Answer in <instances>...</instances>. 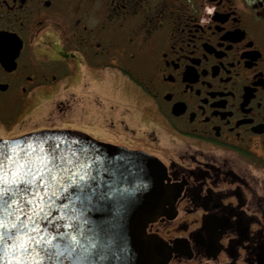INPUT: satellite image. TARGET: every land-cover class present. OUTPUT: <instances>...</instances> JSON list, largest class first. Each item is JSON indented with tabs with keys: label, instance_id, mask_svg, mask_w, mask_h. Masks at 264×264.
<instances>
[{
	"label": "flooded vegetation",
	"instance_id": "flooded-vegetation-1",
	"mask_svg": "<svg viewBox=\"0 0 264 264\" xmlns=\"http://www.w3.org/2000/svg\"><path fill=\"white\" fill-rule=\"evenodd\" d=\"M53 130L162 162L168 264H264V0H0V138Z\"/></svg>",
	"mask_w": 264,
	"mask_h": 264
},
{
	"label": "water",
	"instance_id": "water-1",
	"mask_svg": "<svg viewBox=\"0 0 264 264\" xmlns=\"http://www.w3.org/2000/svg\"><path fill=\"white\" fill-rule=\"evenodd\" d=\"M165 179L156 157L79 131L0 138V264H168L176 249L147 233L173 211Z\"/></svg>",
	"mask_w": 264,
	"mask_h": 264
},
{
	"label": "rangeland",
	"instance_id": "rangeland-1",
	"mask_svg": "<svg viewBox=\"0 0 264 264\" xmlns=\"http://www.w3.org/2000/svg\"><path fill=\"white\" fill-rule=\"evenodd\" d=\"M112 92L115 94L116 98L119 100L120 106L122 109H128L131 114L130 125H133V128L140 132H143L144 121H146L144 115V102L141 96V93L138 88V84L130 79H124L122 77H117L111 82ZM106 129L111 130L113 126L109 123ZM96 138L109 143H117V139L108 137L103 134H95ZM119 142V141H118Z\"/></svg>",
	"mask_w": 264,
	"mask_h": 264
}]
</instances>
